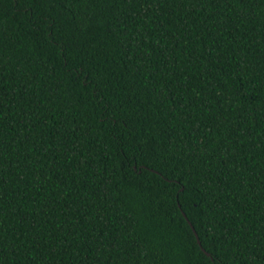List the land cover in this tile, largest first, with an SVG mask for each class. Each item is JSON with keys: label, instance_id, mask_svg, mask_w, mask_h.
<instances>
[{"label": "trees", "instance_id": "16d2710c", "mask_svg": "<svg viewBox=\"0 0 264 264\" xmlns=\"http://www.w3.org/2000/svg\"><path fill=\"white\" fill-rule=\"evenodd\" d=\"M0 264H264V0H0Z\"/></svg>", "mask_w": 264, "mask_h": 264}, {"label": "water", "instance_id": "95a60500", "mask_svg": "<svg viewBox=\"0 0 264 264\" xmlns=\"http://www.w3.org/2000/svg\"><path fill=\"white\" fill-rule=\"evenodd\" d=\"M196 232V231H195ZM196 235H197V233H196ZM199 240V243H201V241H200V239H198ZM204 249V248H203ZM204 251L208 254V255H210V253L209 252H207L205 249H204Z\"/></svg>", "mask_w": 264, "mask_h": 264}]
</instances>
